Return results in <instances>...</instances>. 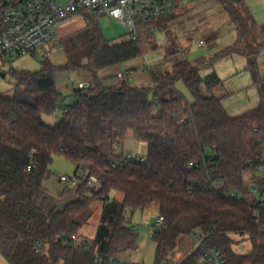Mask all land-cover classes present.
<instances>
[{
  "label": "trees",
  "instance_id": "trees-1",
  "mask_svg": "<svg viewBox=\"0 0 264 264\" xmlns=\"http://www.w3.org/2000/svg\"><path fill=\"white\" fill-rule=\"evenodd\" d=\"M217 1L237 30L236 43L218 57L246 56L261 98L257 107L237 117L229 115L220 98L203 95L202 83L220 82L218 75L203 78L199 71L205 65L188 60L171 70L151 71L149 86L108 87L99 78L100 69L157 49L152 29L170 33L176 7L145 23L153 24L152 37L138 40H108L98 19L80 11L87 26L77 32L76 57L68 51L65 65L55 66L47 58L41 70L10 71L15 94L0 95V253L10 264H90L86 245L76 243L78 217L96 201L104 204L93 240L101 253L124 256L137 249L139 234L128 225L127 214L157 204L165 221L151 235L156 264L170 262L178 236L197 229L208 235V245L222 249L227 264H264V214H253L257 198L251 192L255 184L264 195L259 169L264 164V79L256 69L264 39L257 42V22L245 0ZM57 71H85L93 85L67 97L56 89ZM179 80L193 102L177 91ZM57 113L62 115L59 123L46 124L44 116ZM130 133L147 143L145 158L115 154ZM56 155L72 161L77 172L83 168L88 176H97L101 187L94 190L82 181L75 200L63 208L51 205L44 183ZM191 161L199 165L190 168ZM218 184L238 197L223 196ZM113 191L123 193V199L111 198ZM232 234L246 235L251 250L237 252ZM200 258L199 251L193 252L182 264Z\"/></svg>",
  "mask_w": 264,
  "mask_h": 264
},
{
  "label": "rangeland",
  "instance_id": "rangeland-1",
  "mask_svg": "<svg viewBox=\"0 0 264 264\" xmlns=\"http://www.w3.org/2000/svg\"><path fill=\"white\" fill-rule=\"evenodd\" d=\"M252 10L257 26V42H262L264 34L261 31L264 27V0H245ZM177 15L170 23V33L161 32L154 35L153 43H157V49L147 51L146 64L151 71L171 70L174 64L181 60H188L192 64L205 65L200 68V75L205 78L211 73H216L220 82H212V85L202 83L201 89L204 96H216L232 117H237L260 104V93L253 84L254 79L248 69V58L242 55H227L218 57L223 51L232 46L237 41L236 25L231 20L227 12L217 0H182L173 12ZM99 26L108 40H116L128 36V29L121 22L109 17L98 19ZM87 24L85 16L81 13L72 18L62 21L57 26V33L60 38L58 48H64L76 57L78 50L75 48L78 41L77 35L83 32ZM153 24L142 26L143 37L150 36V27ZM78 32V33H77ZM50 46L37 52L24 56H11L8 58L5 68L0 71V95L13 97L16 90V82L12 78L11 70L38 71L43 68V61L50 59ZM257 71L264 79V53L257 61ZM6 72L3 77L2 73ZM177 91L193 102L194 97L183 80L176 82ZM62 118L61 113L45 115L44 121L50 126H55ZM148 146L145 142H139L130 133L123 145L116 149L115 154H122L125 157L142 159L147 155ZM52 175L44 185L51 195V205L63 208L77 197V187L81 183L68 185L61 180L62 175L75 177L76 165L63 156H54L51 165ZM246 177L251 179L252 175L246 172ZM251 181V180H250ZM123 199V193L113 191L111 198ZM101 201L94 202L89 209L79 215L81 223L77 244L86 245V262L93 258L96 251L93 240L97 234L101 221L103 209ZM160 215L157 204H152L144 209H137L134 213L127 214L128 225L135 227L139 234L138 247L135 250H128L125 257L130 260L145 262L147 264L156 263L157 245L151 236L153 225ZM234 238L233 248L239 253H247L251 250L252 244L246 239V235L232 234ZM195 238L192 232L187 230L182 232L177 239V245L169 256L171 262L177 263L183 260L195 246ZM0 264H10L0 253ZM89 264V263H87Z\"/></svg>",
  "mask_w": 264,
  "mask_h": 264
},
{
  "label": "built area",
  "instance_id": "built-area-1",
  "mask_svg": "<svg viewBox=\"0 0 264 264\" xmlns=\"http://www.w3.org/2000/svg\"><path fill=\"white\" fill-rule=\"evenodd\" d=\"M177 0H0V71L5 68L11 56L36 54L50 46V53L57 50L60 38L57 26L60 22L72 18L80 11L91 13L96 18L109 17L121 22L128 29V36L132 40L141 37L143 25L172 12ZM147 58V55H144ZM127 77V73L120 74V78ZM132 157V156H128ZM143 159V158H142ZM250 164H253L250 162ZM199 162L191 161L190 168H195ZM264 173V164L259 167ZM80 176L69 177L62 175L61 180L68 185H75L78 181H85L94 190L101 187L100 179L95 175L88 176L81 168ZM217 191L223 196L236 198L238 195L222 184H218ZM251 192L257 198L253 214L257 217L264 214V195L259 194L258 186L253 184ZM165 221L164 215H159L155 227ZM135 228V227H134ZM151 231V235H152ZM195 246L190 253L200 252L201 258L195 264H227L225 253L215 245L207 244V236L202 229L193 231ZM90 264H147L130 260L122 255H111L94 252ZM156 264V263H155ZM161 264H182L180 262H163Z\"/></svg>",
  "mask_w": 264,
  "mask_h": 264
},
{
  "label": "crops",
  "instance_id": "crops-1",
  "mask_svg": "<svg viewBox=\"0 0 264 264\" xmlns=\"http://www.w3.org/2000/svg\"><path fill=\"white\" fill-rule=\"evenodd\" d=\"M100 19V18H97ZM154 35L161 31L152 29ZM50 61L55 66L65 65L69 59L64 48H57L56 51L51 52ZM127 73V77L120 78L121 73ZM98 76L103 80L108 87H119L122 84H129L132 86H149L152 82L151 70L146 64L144 56L138 57L124 63L108 66L102 68L98 72ZM56 89L64 94L74 93L80 88H89L93 85V79L85 71H57L55 73Z\"/></svg>",
  "mask_w": 264,
  "mask_h": 264
},
{
  "label": "water",
  "instance_id": "water-1",
  "mask_svg": "<svg viewBox=\"0 0 264 264\" xmlns=\"http://www.w3.org/2000/svg\"><path fill=\"white\" fill-rule=\"evenodd\" d=\"M2 76L5 77V76H6L5 73H2ZM85 93H87V92H85ZM73 94H74V93H69V94H67L66 96H67V97H72Z\"/></svg>",
  "mask_w": 264,
  "mask_h": 264
}]
</instances>
